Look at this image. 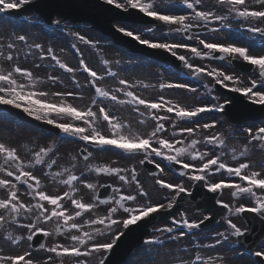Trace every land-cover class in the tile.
I'll return each instance as SVG.
<instances>
[{
  "label": "snow or ice",
  "instance_id": "6c2138e0",
  "mask_svg": "<svg viewBox=\"0 0 264 264\" xmlns=\"http://www.w3.org/2000/svg\"><path fill=\"white\" fill-rule=\"evenodd\" d=\"M108 5H114L118 9H122L125 13L129 9L137 10L144 17L151 18L147 23L152 21L159 22V26L153 24L139 29L130 28L127 25L116 26V31L124 36H127L150 49L165 50L173 56L178 55V50L186 49L191 53V56L199 60L216 59L217 54H222L219 58L224 61L221 67L201 66L200 64L191 63L189 58L184 55H179L178 59L183 62L184 67L188 69L190 75L197 78L211 77L215 84H221L225 88L231 86V90L242 93L245 97L256 104L264 106V54H254L253 49L260 47L264 53V27L249 25L246 29L252 37L259 36V44L252 40L249 45L241 44L237 41L213 42L209 39L198 40V46H193L184 41L171 42L168 37L172 33H189L194 28H200L208 25L212 21L224 22L229 16L243 18L244 20L256 19L261 24H264V0H253L254 4H258L260 8L249 7L247 0H217L221 6H227L228 13L218 15L215 11H204L200 9L203 0H181V4L186 7L188 12L185 14H175L172 10L176 5L171 4V0H104ZM31 3V0H0V13L8 10L20 9L24 5ZM57 27L61 21L56 20L50 22ZM175 25L176 27H172ZM160 26H168L169 31L163 33L160 38L155 36V32L160 30ZM67 27V25H65ZM221 28L231 31V25L221 23ZM212 33L220 32V28H211ZM148 38H143L144 35ZM75 37L85 44L96 48L97 42L88 40L79 32L73 33ZM192 39V36L188 37ZM3 40V37H0ZM16 41L27 44L28 37L26 35H17L14 40H10L6 47L9 50L7 55L2 50L5 45L0 44V57L6 61L14 59L11 50L17 47ZM75 47V45H73ZM32 49L39 50L40 58L50 56L55 62V65L64 69L68 73H75L78 69L69 67V65L61 60L55 54L52 48L45 50L39 43L29 45V51ZM243 61L253 66L257 78L249 77L250 86H241L240 77L233 73L226 72L225 67H231L232 61ZM104 66V75L117 77V72L113 71V61L101 59ZM119 64V61H115ZM79 65L83 71L91 77L89 83L95 87L97 96L100 98L110 99L118 104L134 105L135 111L139 112L143 117L150 115L156 123L151 132L147 135H141L132 131H125L131 126L121 122L118 117L110 115L104 106H97V111H93L91 106L86 109H81L61 100L59 103L50 102L45 99L49 93L38 90V85L43 83L41 77L36 76L31 70L23 68L19 65H14L11 70H5L0 66V105H10L16 109H21L30 117L36 120L43 121L48 125H53L60 132L67 136L78 138L81 141L88 142L89 145L95 144L104 148L106 146L121 149L124 153L130 155L141 154L143 159L139 164L149 161L155 164L160 173H164L165 169L160 163H157L155 157H162L170 162H175L182 165V168L187 170L183 173L191 181L203 182V186L211 193H223L225 189L230 191V195L234 198L247 196L249 201H254V204H241L234 206L226 203L223 199H217L215 203L220 204L224 209H227L232 215H239L246 212L256 213L264 218V175L260 171L252 170L251 162L247 159L244 162H239L235 166L227 163L223 157L226 155L224 149L227 147L225 137L222 133H214L203 137V140L197 138L198 133L204 129H213L219 120H213L210 123H196L194 118L205 112L225 113L226 108H230L232 100L225 98L223 103L220 102L218 96H214L215 102H207L196 106H182L171 100H166L163 95L158 100L143 99L131 89L141 84L143 87L149 85L142 82L136 84L129 83L128 80L121 79L119 83L125 87L117 88L115 91H109L104 87L97 85L98 80H103L104 75L98 74L85 62L83 58L79 60ZM39 67V66H38ZM16 74L23 77L26 82H21L16 78ZM75 80V75L72 76ZM48 80L52 83L59 81L57 76H48ZM231 82V83H229ZM259 84V88L257 85ZM79 87V82L77 81ZM161 89L178 88L187 89L195 93L196 88L190 87L187 83H161ZM206 89L211 92L212 89L205 85ZM116 92L124 93L126 99H120ZM55 96L67 97L74 96L75 93L56 92ZM92 105H97V99L93 98ZM143 105L146 112H140L139 106ZM165 109L167 113H174L178 120H193V127H182L178 131L180 134H187V142L184 139H169L165 138L161 133L165 131L163 121L169 120L170 117L161 116L156 110ZM55 117H67L73 122L62 123ZM107 122L110 130L108 135L103 134L97 128L99 118ZM75 122H82V126ZM145 123L144 120L140 121ZM264 124V121L261 122ZM172 126L175 128L176 123L173 120ZM247 136L250 137V142L255 141L260 145L261 150H264V126H253L246 129ZM172 137H176L177 132H172ZM204 144L205 150H201L198 146ZM219 148L218 154L213 155L212 151L207 149V146ZM55 150V145L40 147L37 151L32 152V159L27 162L21 158L15 147H9L5 143L0 142V158L3 159V164H0V173H6L8 178L0 177V188L6 189L4 198H0V227H3L5 222L18 223L21 228L27 230V235H15L12 232L7 233L6 241L11 245H19L22 241L31 242L37 233H42L45 236L52 235H69V239L73 242L71 245L56 244L52 247H46L41 244L40 249L45 252L55 254V257L61 258L59 264H64L63 258H73L74 264H88V257H92L97 253L111 252L117 241L125 235L124 229H130L132 226H139L140 222L146 221L153 214L160 213L162 210L167 212L173 209L177 204V198L181 194L191 196L192 189L185 187L183 182L172 183L163 178H156L155 184L162 190H170V195L161 196L160 200L153 202L149 192L140 182L138 172L135 166L131 168L113 167L110 164H86L85 170L89 173L97 174H113L122 182V186L131 187V191L125 188L121 191V187H114L113 194L107 199H100L96 194L97 185L88 182L84 179V172L78 176L75 173L76 164L71 167H62L59 171L53 172L51 169L57 164L55 158H51ZM87 155L84 160L88 161L93 153L84 149ZM231 158L234 161L240 158H245L249 154L247 145H244L242 150H237L235 147L230 149ZM75 161L76 157L72 158ZM37 166H44L49 171L44 172L46 178L64 185L67 190L62 194H49L43 190V184L37 175L33 174L31 169ZM264 168V162L260 165ZM227 172L228 176L238 177L240 182L228 180L221 176L213 182L209 178V173ZM14 177L13 179H10ZM66 177V178H65ZM77 183L83 184L84 187L93 193L91 202H85L83 198H76L79 192ZM18 184L26 185V195L32 197L34 202L25 203L19 195ZM143 200V203H140ZM166 200V203L163 202ZM48 205V206H46ZM101 205H104L106 211L103 214H95ZM50 206V207H49ZM72 210L70 211V207ZM89 215L88 219H84ZM21 217L27 220V223H21ZM82 222H77V219ZM211 219V213L204 215L203 219H189L186 213L181 212L179 218L172 217L171 226L165 224L162 228H157L154 231L167 233L165 239L173 242L179 241L181 238L187 237L193 230L201 229L205 221ZM53 222L55 227L52 231H48L44 224ZM228 228L225 232H216V239L213 245L207 247H215V245L228 244L231 247L230 237L237 238L236 243H240V239L245 236L248 229H242L233 222L232 219L226 218ZM87 226V230H85ZM115 226H119L120 230L113 231ZM67 230V231H65ZM73 230H75L73 234ZM187 230V231H186ZM97 237H107L106 239H97ZM207 239V236L203 237ZM146 245H156L163 247L165 240L160 236H150L143 241ZM196 247L202 245L196 244ZM261 251L254 253L257 257H264V242L260 245ZM185 251H187L185 249ZM54 257L48 255L46 260L39 257H34L29 249L19 254H0V264H53ZM98 264H105L103 258L99 259ZM179 264H223V260L217 256H207L206 258L197 253L194 260H180Z\"/></svg>",
  "mask_w": 264,
  "mask_h": 264
},
{
  "label": "rangeland",
  "instance_id": "374dc122",
  "mask_svg": "<svg viewBox=\"0 0 264 264\" xmlns=\"http://www.w3.org/2000/svg\"><path fill=\"white\" fill-rule=\"evenodd\" d=\"M171 4L176 5V7L172 9L175 12V14H185L186 12L189 11L186 7H184L181 4V0H171ZM255 6H258V5L255 4ZM200 9L204 10V11L212 10V11H215L216 14H218V15H225L228 13V8L220 6L217 3V0H205V1H203V4L200 6ZM36 15L37 14H33L32 16H36ZM26 17H29V16H26ZM36 17H38V16H36ZM40 18H39L40 24H37L36 22H35V24L38 25L37 29L39 31H42L43 34L45 33L44 34V36H45L44 40H41L39 42V40H37L35 38V33L33 32L34 26H30L29 24H26V23H24L22 25L23 27L19 29L17 34L13 35V33H12L13 28L11 27V24L9 22L7 25H5V29H4L5 38L8 37L11 40H14L15 36H17V35H26L28 37L27 44H25L24 42L16 41V44L18 45V47L20 49L23 47H24V49L29 48V45H31V40H30V38H31L34 40L35 43L41 44L43 46V48L45 50H47L50 42H52L54 40L53 34H54V28L55 27H53V26H56V25L53 24L52 26H48L49 29H48V32L46 33L45 29L47 27H45L44 25L41 24ZM235 18H236L235 16H229L227 21H224V22L217 21L216 23L217 24L228 23L231 25V27H234L235 20H236ZM20 20H22V19H20ZM254 23H259L260 25H262L259 21H256ZM88 24H90V23H88ZM26 25L29 26L28 30H26V28H27ZM126 25H128V27H130V28L139 29L137 26H134L132 24H126ZM239 25L240 24H237L236 28H238ZM143 27H146V26H143ZM172 27L174 28L176 26L173 25ZM21 29L23 31H21ZM168 31H169V29H163L161 32H159L160 35L158 34L157 37L160 38L162 36V33L168 32ZM172 34L174 35V38L182 39L183 37H185V34H180V33H177L178 35H176L175 33H172ZM219 36L220 37L226 36V38L228 39L227 41H233L234 40V41H237L241 44H246V42H247V38H245V35L243 33H240L239 29H236L232 32L231 31L222 32ZM62 38H63L64 44L68 50H71V46L75 45V47H73L74 49L79 48L80 53H83L84 55L86 54L85 60L87 61L89 67L94 68L98 73H100L102 75H104L105 69L101 63V59L102 58L108 59L110 61L116 60L117 59L116 57H118V56L122 55V53H124V51H120L119 49H116L113 46L109 45V42L103 38H100L101 40H99L97 38H90V37L88 38V40H92V41L97 42L96 48H93L91 45L85 44L83 42H79L78 39L75 37V35H72V32L67 33L66 36H62ZM0 44H4V43L0 40ZM2 50L5 52V47ZM111 50L113 53H115L117 55L112 54L113 56H108V54ZM34 51L36 52L35 54H37L39 56L41 55L39 53V50L34 49ZM12 53L14 56V59L12 61H6L3 57H0V66H2L5 70H11V68L14 65H19L21 67L30 68L29 70L35 69L39 66L38 68H40L42 70V73L44 72V75L41 77L44 82L38 85V90L49 93V95L47 97H45V99H48L49 101H55V102H61V100H65L67 103H70L73 106L81 108V109H86L87 107L91 106L93 108V111H97V106L102 105L106 108V110L109 112L110 115H114V116L118 117L121 122H124V123L131 126L130 129H126L125 131L130 130L132 132H136V133H139L141 135H147L148 133L151 132L152 128L154 127L156 122L154 120H152L151 116L147 115V113H146V115L142 117L139 112L135 111L136 106H134V105H130V104L121 105L115 101H111L110 99H106V98H103L102 102L101 101L97 102V105H92L91 104L92 99L96 98L98 96H97L95 89L90 88L89 81L91 79L81 77L82 74L84 73L83 68H82V71H76L74 74L68 73L64 69H61V68H59V66L55 65V62L51 58L49 59L48 56H45L43 59L38 58L37 62H35V63H27L24 60H22L21 58H19V54L15 55L14 52H12ZM256 53L257 54H264V53H262L261 48H259V50ZM179 54L188 57L191 63L200 64L201 66H209L211 63L214 62V61H211L212 59H205V60L201 61L198 58L191 56L190 53H186V52H181ZM5 55H7V52H5ZM127 58L129 59L128 54H127ZM74 60H75L74 62L67 61V60H62V61L67 63L69 65V67L78 69L77 64H76V59H74ZM220 62L224 63V61H220ZM131 64H132V62L127 60V63L125 64L126 67L122 66L121 63H119V64L114 63L113 64L114 66H112V68L113 67L118 68L120 75L123 78H125V80H128L129 82H133L132 84H136V80H134L135 78H133V76L130 75L131 68H129V67H131L130 66ZM211 65H213V67H221L224 64H217V65L211 64ZM49 66H51V67H49ZM125 68H127V69L124 70ZM145 68H149V67L146 66ZM231 68L233 70L232 69L230 70L229 67H225L224 70L226 72L233 73L236 76L240 77L241 81L244 82L243 86H250L249 77H251L253 79L257 78V74L255 71H254L255 73H252V74L242 73V72L234 69L232 64H231ZM151 69L152 70L149 72L154 74L153 75L155 77L154 80L150 79V77L143 76V74L142 75L139 74V76H141V78L139 77V79L142 80L141 81L142 83L147 82L148 85L149 84L160 85L161 83H164V76L162 75L163 73H174L173 67L170 66L168 63H165V64L157 63L156 66H152ZM147 73H148V71H147ZM174 74H176V77H174L173 79L176 82L187 83L190 85V87L196 88L197 91L195 93H193L191 91H188L187 89H178V88L161 89L159 86L158 87H143L141 84L132 88L131 90L134 91L138 96H140L143 99L146 98V99H156V100H158L161 95H163L165 97V99H167V100H168V98L174 99L173 96L169 97L168 95H170V93H172L173 91L183 92V94H186L185 95L187 98L186 100H188L187 103H185L186 106H193L194 104H196L199 101H200L199 103H202V104L204 103L202 101L215 102L213 100V97L218 96V95L215 92V86H214L215 83L211 77H204L203 76V78H201L200 81H198V84H199L198 85L195 83H190L191 82L190 78L184 79L181 76V75H187L188 77H191L192 75L189 74L188 69H185L179 73H174ZM49 75L59 77V81L56 83H52L51 81L48 80ZM73 75H75V80L72 79ZM76 77H78V79ZM16 78L18 80H20L21 82H26L23 77L19 76V74H16ZM64 81L67 84H71L72 86H68V85H66V83L64 85H62L64 83ZM77 81L79 82V87L77 86ZM113 82L118 83V84L115 85L114 87H110L111 91H115L117 88L125 87L124 85H121L119 83L118 79H114V78L110 79L108 75H104L103 80L97 81V85L99 87H104L106 89H109L108 87H106V86H108L107 84H110ZM229 83H231V82H229ZM205 85H207L208 88H211L212 91L209 92L206 89ZM87 89H88V91H87ZM60 91L74 92V93L78 94V98H76V99L75 98L74 99L61 98L60 99L59 96L53 95V93L60 92ZM166 93H168V95H166ZM116 95L120 99H126V97L124 96V93H122V92H116ZM218 97L221 99L224 96H218ZM220 102H221V100H220ZM199 103H197V104H199ZM139 108H140V112H146L143 105H140ZM156 111L158 112V110H156ZM159 114L161 116L167 115L170 117L169 120L163 121V123L165 124L166 131L161 135H163L165 138H169V139H184V140H186L187 134L186 133H184V134L178 133V127H193L194 126L193 121H190V123H180L178 119H176L170 113H167L165 109H162V111L159 112ZM215 116H217V115H215ZM218 117L221 118V119H219V121H221L220 124L223 126V129L222 130L220 129L217 132H214L211 129H208V130H209V135L214 134V133H222L224 135L227 147L224 149V151L226 152V155L223 157V159L227 163H229L233 166H235L239 162H244V160L247 159L251 162L252 170L260 171L262 173V175H264V168H262L260 166L261 163L264 162V150H261L259 143L255 142V141L250 142V137H248L247 133H246L247 128L239 127L238 132L234 134L233 129L236 126H232L231 124H229L223 115L218 116ZM54 118L58 119V121L62 122V123L73 122L70 118H63L62 119L60 117H55V116H54ZM206 118L207 117H204L199 122L206 120ZM209 119H211V117ZM141 120H144L145 123H141L140 122ZM173 120L176 123L175 128L172 126ZM75 123L82 126V122H75ZM97 128H98V130H100L105 135H108L110 132L108 125H107V122L103 121L100 118L97 121ZM173 131L177 132L176 137H172L171 134ZM205 136H207V133ZM70 138L75 139V142H67L68 144L63 145L64 147L58 153L59 164L54 170L52 168L51 171L56 172V171H59L62 167H71V165L73 163H75L76 164L75 173L80 174L83 171L84 172L83 178L86 179L88 182H91V183H94L97 185L96 194L98 195L99 188L102 184L111 183L114 187H121V191H124L125 188H127V190L131 191V187L122 186V182L119 180L118 177L114 176L113 174H107V173L97 174L94 172L89 173V172L84 171L86 164H92V163L110 164L113 167H121V168H131L132 166H135L136 170L138 172L137 178L144 185L146 190L149 189V187L147 186V183H146L147 180H149L150 185L153 188L152 190L149 191V194H150L153 202L160 200L161 196L167 197L170 195V193H165V192L163 193V190L159 189V187L153 181V178H152L153 176H151V178H148L147 170L143 167V164H139V161L141 159H143V155H131V156L127 157V156L123 155V153L116 152L114 150H109V151H104V152H96L93 149H91L90 147H87L84 144H82V141L79 140L78 138H75V137H70ZM197 138H199L198 135H197ZM55 140H56V137L48 134L45 131L39 130V129H37L33 126H30V125H27V124L20 123L17 119H14L10 115L8 116V115L0 114V142L5 143L9 147H15L18 151V154L24 160L25 159L26 160L32 159V152L37 151L40 147H47V146L54 144ZM186 142H187V140H186ZM244 145L248 146V149H249L248 156L245 158H240L237 161L232 160L230 149L235 147L239 151V150H242ZM198 147L201 150H205L204 144H201ZM82 148H87L88 151L93 153V156L88 161H85L84 158L82 157L81 153H80V150ZM68 149L70 150L72 155H71L70 160L66 161ZM207 149L209 151H212L213 155L218 154L220 151L219 148H215V150H213V146H211V145H208ZM50 156H51V154H50ZM73 157H76L75 161H73V159H72ZM51 158H54V156L52 155ZM0 164H3L2 158H0ZM35 170L38 172V174L42 178H44V180L50 179V178H46L43 175L44 172L49 171L46 167L37 166L35 168ZM214 174H217L219 177H221V176L225 177L224 176L225 174H222V173H214ZM0 177L8 178L6 173H0ZM165 177L170 178L171 174L168 172L165 174ZM210 177H211V175H209V178ZM13 178L14 177H12L10 179H13ZM53 182H55V181H53ZM56 186H57L58 191L55 192V194H59L60 192H64L67 190V187L64 185L56 184ZM76 186H77V188H79V192L76 194V197L77 198H83L85 202H91L92 197H93V193L90 190L86 189L83 184L77 183ZM23 189L27 190L26 188H23ZM51 192L52 191L50 190V193ZM27 197L30 200V201L28 200L29 202H34L32 200L31 196L27 195ZM221 199H223L225 202H226V200H228L232 203H235L236 204L235 206H238L237 200H234V197H232L230 195L229 190L225 191V193L222 195ZM242 199H243V201H245V204H249V206L254 204V201H249L247 196L240 197L239 200H242ZM143 202H144L143 200H140V203H143ZM230 205H232V204L230 203ZM46 206H48V205H46ZM72 207H74V206L70 207V211L72 210ZM99 210L101 211V213H99V214H103L106 211V208L104 205H101L96 213L89 214V215L94 216L95 214L98 213ZM205 211L206 210L197 211L193 206H190L189 208H187L184 211V213H186L190 219L199 220L200 218H202L205 215L206 212L209 213V211H206V212ZM0 214H3V210H0ZM89 215H86L87 219L89 218ZM229 218L232 219L233 222L237 224V226L241 227L242 229H245V228L247 229V223H246V221H244L240 217V215H232L231 214ZM79 220L80 219L78 218L77 222ZM20 222L21 223H27L28 221L25 220L23 217H21ZM16 224L10 223V222H5L3 224V227H0V247L7 248V249L11 248L13 250H16L12 254L21 253V251H18V249L21 247V245H20L21 243L19 245H11L10 243H8L6 241L7 233L12 232L15 235H26L27 234L26 229L21 228L18 223H16ZM43 227H45L48 231H52L54 229L55 225L53 222H49L47 224H44ZM227 228H228V225L226 223H221V226H219L217 229L209 230L207 232L200 233L199 235L191 236V238L184 237L183 239L181 238L177 242L167 241L164 243L163 247H157L154 245H147L146 247L139 249L136 252V254L129 260L128 263L132 262L135 258H137V261H139L137 264H179L180 260H185V261H189V262L194 260L193 257H195V255L197 253H199V254H202V256H204L205 258L207 256H217L218 257L221 254H224L223 257H220L223 260V264H254V260L252 257H244L243 259H240L241 255H242L240 252L243 249L236 246L235 237H230L231 247H229L228 244L215 245V247H207V245H213L212 242H214L216 239V236H215L216 232H225V230ZM65 231H67V230H65ZM74 232H75V230H73V234H74ZM69 235L61 234V235L48 236L47 242H46V247H52L58 243H63L64 245H71L73 242L69 239ZM159 235H156V236H159ZM196 236H199L200 239L196 240L195 239ZM204 236H207V239H204L203 238ZM101 238L106 239L107 237H101ZM161 238H163V237H161ZM29 243L31 244L32 242H28V244ZM196 244H199L202 246L196 247L195 246ZM221 247L226 248V249H224L225 250L224 253H221V251H222V249H220ZM185 249L187 251H185ZM33 250H34L33 252L36 254V256L43 257V260H45L48 255H52L55 258L53 263H55V262L57 263L60 260V258L55 257L54 253L49 254L42 249H34L33 248ZM261 250L262 249L259 247L252 252L254 253L256 251H261ZM233 251H235V252H233ZM41 253H43V254L41 255ZM107 253H97V254H94L92 257H88L87 258L88 264H98L99 259L100 258L105 259V257L107 256ZM63 261H64V264H74V260H72V259L71 260H65L64 259Z\"/></svg>",
  "mask_w": 264,
  "mask_h": 264
},
{
  "label": "bare ground",
  "instance_id": "6f19581e",
  "mask_svg": "<svg viewBox=\"0 0 264 264\" xmlns=\"http://www.w3.org/2000/svg\"><path fill=\"white\" fill-rule=\"evenodd\" d=\"M203 1H205V0H203ZM261 6L260 5H258V6H253V8H260ZM249 25H252V26H258L257 24H255V23H252V22H249L248 20H245V22H241L240 23V25L239 26H243L244 27V34H247V35H249V36H251V34L250 33H248L247 31H246V29H247V27L249 26ZM237 26V25H236ZM235 26V27H236ZM238 26V27H239ZM23 26L21 25V28H22ZM33 30H36L38 33L36 34V36L37 37H41V40H44L45 39V36L42 34V32L41 31H38V29L37 28H34ZM21 31H23L22 29H21ZM79 31H82V32H86V33H90L91 32V29H89L86 25H83V26H80V28H79ZM0 33H3V31H2V29H1V27H0ZM227 36V35H226ZM252 37V36H251ZM254 38V37H253ZM255 39V38H254ZM11 39L10 38H5V35L3 36V40H2V42L4 43V45H5V51L6 52H8L9 50L7 49V47H6V45H7V43L10 41ZM40 39H39V42L41 41ZM228 39L226 38L225 39V41H227ZM234 41V40H233ZM252 41V40H251ZM251 41H249V44L251 43ZM256 41V40H255ZM257 42V41H256ZM53 43H54V47H55V54L57 55V56H59L60 58H61V60H67V61H71V62H74L75 60V54L72 52V51H70V50H68L67 48H66V46H65V44H64V40H63V38L60 36V35H57L55 38H54V41H53ZM31 44H35V42H34V40H32L31 41ZM249 44H247V45H249ZM257 45H258V43H257ZM255 49L256 48H254L253 49V51L254 52H256L255 51ZM12 52H14L15 53V55H17V54H19V58H21L22 60H24L25 62H27V63H35V62H37V59L38 58H40V56L39 55H37V54H35L36 52L34 51V49H32L31 51H29V48H27V49H24V47L23 48H19L18 47V45H17V47L15 48V49H13V50H11ZM112 54H115V53H113L112 52V50L109 52V54H108V56H113ZM115 55H117V54H115ZM117 59L116 60H112L113 61V64L115 63V61H119V63H121V65L122 66H125V64L127 63V60H129L130 62H132V64L130 65L131 67H129V68H131V72H130V75L131 76H133V78H135L134 80H136V82H141L142 80L141 79H139V77L141 78V76H139V74L140 75H142L143 74V76H146V77H150V79H153L154 80V74L153 73H151V72H149V71H151L152 69H151V67L152 66H156V63L155 62H153V61H151V60H149V59H147V58H144V57H142V56H137V55H130L129 56V59L127 58V54H125V53H122V55H120V56H118V57H116ZM211 64H214V65H217V64H219V63H217V62H213V63H211ZM112 66H114V65H112ZM149 67V68H145V67ZM126 67V66H125ZM23 68H25V67H23ZM27 69H30V68H27ZM113 69V71H115L116 72V69H115V67H113L112 68ZM127 68H125L124 70H126ZM32 71H33V73L35 74V75H37V76H40V77H42L43 75H44V72L42 73V70L40 69V68H35V69H31ZM147 71H148V73H147ZM146 72V73H145ZM129 73V72H128ZM117 77H113V78H116V79H118V80H121V79H125V78H123L121 75H120V73H118L117 72ZM87 76H89L88 74H86ZM163 76H164V83H179V82H176L173 78L174 77H176V75L175 74H170V73H163L162 74ZM79 77V76H78ZM78 77H76L77 79H78ZM81 77H83V76H81ZM86 77V76H85ZM90 77V76H89ZM66 82L64 81V83L62 84V85H64ZM118 83H115V82H113V83H110V84H107L108 86L107 87H114L115 85H117ZM144 84H147V82L146 83H144ZM66 85H68V86H72L71 84H67L66 83ZM139 84H137V86H138ZM159 85H157V84H149V87H158ZM257 87H259V86H257ZM107 90H109V89H107ZM87 91H88V89H87ZM109 91H111V90H109ZM60 92H63V91H60ZM66 92H69V91H66ZM166 95H168V93H166ZM171 95V96H170ZM170 95H168L169 97H172L173 96V100L172 99H169L168 98V100H171V101H174V102H176V103H180L182 106H186V104L185 103H187V101L188 100H183V98H185L186 96V94H183V92H179V91H173L172 93H170ZM167 96V97H168ZM60 97V96H59ZM67 97H70V96H67ZM61 98H66V97H60V99ZM221 100V103L223 102V100L224 99H220ZM53 103H59V102H55V101H52ZM200 102V101H199ZM199 102H197V103H199ZM202 102H204V103H207L206 101H202ZM196 103V104H197ZM196 104H194L193 106H196ZM200 104H202V103H199V104H197V105H200ZM212 113H215V111H213ZM219 119H221L220 117H218V116H215V115H213V116H211V119H206V120H203L200 124H204V123H210V122H212L213 120H219ZM257 126H264V124H262V123H259ZM245 127L246 128H249V127H253V125H251V124H248V125H245ZM222 130L223 129V126L220 124V123H218L213 129H211V130H213L214 132H217L218 130ZM238 130H239V126H237V127H235V129H234V133H237L238 132ZM206 133H207V135H209V130L208 129H204V130H202L200 133H198V137H199V139H201V140H203V137L206 135ZM64 144H66V143H64ZM64 144H62V143H60L57 147H55V150H54V152L51 154V156L53 155L54 156V158L57 160V164L56 165H54L53 166V170L58 166V164H59V155H58V153L62 150V148L64 147L63 145ZM68 144V143H67ZM71 155H72V153L70 152V150L68 149V152H67V159H66V161H69L70 160V158H71ZM30 160V159H29ZM25 161L27 162L28 160H26L25 159ZM32 171H33V174L34 175H37L38 177H40V179H41V181H42V184H43V190L44 191H46V192H48L49 194H55V192H57L58 190H57V186H56V184H59V183H57V182H53L51 179H48V180H44V178H42L39 174H38V172L35 170V168L34 169H31ZM13 181H15V178H13ZM46 181V182H45ZM147 186L149 187V190H152L153 188H152V186L150 185V182L147 180ZM26 189H27V187H26V185H23ZM18 188H19V195H20V197H21V200L22 201H24L25 203H29V199H28V197H27V195H26V190L25 189H23L21 186H18ZM50 190L53 192H51L50 193ZM6 192H7V190L6 189H3V188H0V198H4L5 197V195H6ZM63 192H60L59 194H62ZM29 200V201H28ZM84 219H85V217H84ZM78 222H82L81 220H79ZM16 224V223H15ZM17 225V224H16ZM27 235V234H26ZM27 243V244H26ZM21 247L18 249V251H21V253L23 252V251H25V250H28L29 249V247H28V242L25 240V241H22L21 242ZM14 251H16V250H13V249H11V248H3V247H0V254H12ZM225 252V250H224V248L222 247V251H221V253H224ZM233 252H235V251H233ZM43 253H41V255H42ZM224 256V254H221L220 256H218V257H223ZM36 257H38V256H36ZM244 257H246V256H241L240 257V259H243ZM40 259H42L43 260V257H39ZM139 261H134V262H132L131 264H137Z\"/></svg>",
  "mask_w": 264,
  "mask_h": 264
},
{
  "label": "water",
  "instance_id": "95a60500",
  "mask_svg": "<svg viewBox=\"0 0 264 264\" xmlns=\"http://www.w3.org/2000/svg\"><path fill=\"white\" fill-rule=\"evenodd\" d=\"M242 100L243 98L241 100L235 98V102L231 105V107H242V104H244Z\"/></svg>",
  "mask_w": 264,
  "mask_h": 264
}]
</instances>
